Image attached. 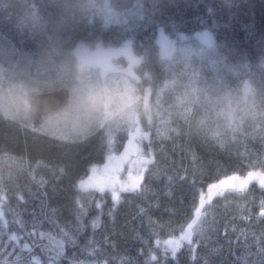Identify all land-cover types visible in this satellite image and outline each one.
Here are the masks:
<instances>
[{
    "label": "trees",
    "instance_id": "16d2710c",
    "mask_svg": "<svg viewBox=\"0 0 264 264\" xmlns=\"http://www.w3.org/2000/svg\"><path fill=\"white\" fill-rule=\"evenodd\" d=\"M138 2L131 12L130 0H72L71 8L66 0H0V100L13 75L16 84L26 85L32 104L18 119L0 101V196L9 222L0 230V261L25 245L46 261L39 246L48 241L40 234L65 228L76 244L66 246L61 264H145L149 248L159 264H264V187L257 182L205 203V232L194 235V253L185 244L176 259L165 258L162 247L195 217L210 184L264 173V0ZM56 26L66 46L56 41ZM161 29L177 48L169 59L160 54ZM204 33L211 44L198 37ZM181 36L191 40L190 57L178 50ZM127 42L141 59L137 74L149 88L135 112L149 135L145 151L153 161L142 190L121 194L114 205L110 193L83 192L78 184L123 151L131 121H104L105 99L92 87L85 103L99 124L95 133L62 140L40 129L88 79L66 47ZM18 54L25 73L12 68ZM58 90L67 93L64 108L34 125V97ZM96 217L101 223L93 230Z\"/></svg>",
    "mask_w": 264,
    "mask_h": 264
},
{
    "label": "rangeland",
    "instance_id": "374dc122",
    "mask_svg": "<svg viewBox=\"0 0 264 264\" xmlns=\"http://www.w3.org/2000/svg\"><path fill=\"white\" fill-rule=\"evenodd\" d=\"M130 1L132 4L131 12L134 10L136 11L139 5L138 0ZM107 4H109V0H107ZM107 9H109L108 6ZM38 12L39 14L44 13V7H38ZM53 29L54 33L57 31L55 33L57 38L56 41L60 45L66 46L67 40L65 36L59 32V27L56 26ZM58 33H60V35H58ZM198 37L209 44L213 42L212 37L206 33L198 35ZM180 38L179 52L182 56L190 57L193 52L190 38L187 36H181ZM170 40L171 39H169L162 29L159 30L158 43L160 54L162 57L168 59L171 58L177 50L175 44ZM66 50L73 53L80 71L87 74L88 79L82 81L79 86L73 89L72 98L70 100L71 105L69 101L68 106L56 118L49 119L41 127L40 131L46 132V134L51 137L62 140H84L90 134L95 133L99 124L93 123L95 120L93 117L95 115L91 111V108L85 103V91L92 87H97L101 97L105 99V110L102 113V117L104 116L103 120L107 121L108 119H112L113 116H116L117 118L131 121L125 146L135 142L146 154L144 142L148 141L149 135L146 133L144 127H142V120L140 119V114L135 112V106L140 104L141 98L147 100L149 88L147 85H143L145 83L142 84V80L137 74V69L141 65V59L134 55L131 43L127 42L121 47H107L101 44L96 47L78 45L72 49L66 47ZM22 58V55L18 54V58L12 68L16 72L25 73L26 63L20 64ZM121 58L125 59L127 68H122L120 64L118 65L112 62L113 60H119ZM15 81L17 80L13 75L9 76L7 82L8 90L0 101H5L2 103V106L6 112H9V116L21 119L29 113L32 104L28 99V89L26 85L21 80L17 84ZM106 87L111 90L113 95H109L108 91H106ZM247 87H249V84H247ZM81 110L86 112V116L76 115V113ZM123 152L124 149L116 156L122 155ZM104 165L97 168H102ZM125 167L128 168L131 167V165H125ZM90 175L91 171L83 180L88 179ZM122 176L124 179H127V172H122ZM237 178L239 180H245L248 177ZM225 180H230V178ZM231 182L237 183L236 180ZM253 182L259 183V180L255 178L249 180L246 187L250 186ZM225 190L231 189L226 188L224 191ZM207 194L205 198H207Z\"/></svg>",
    "mask_w": 264,
    "mask_h": 264
},
{
    "label": "snow or ice",
    "instance_id": "6c2138e0",
    "mask_svg": "<svg viewBox=\"0 0 264 264\" xmlns=\"http://www.w3.org/2000/svg\"><path fill=\"white\" fill-rule=\"evenodd\" d=\"M152 162V157L146 155L137 143L132 142L125 146L122 155H109L107 163L102 168L93 167L91 175L86 180H81L78 188L83 192L95 191L99 193H111L113 204H118L123 193H137L142 190V181L144 179V172L146 166ZM125 165H131L126 168ZM127 172V179H124L122 172ZM258 179L262 187H264V173H249L248 178L239 180L237 177H232L230 180H221L219 183H213L208 186L207 198L203 194L200 196V207L195 211V217L187 224L185 228L180 227L179 237L172 238L163 242V252L165 258L170 254L173 259H176L177 253L182 246L188 245L189 250L195 252V245L193 241L194 235L202 236L205 232V213L201 211L207 201H211L213 196L224 195V189L228 188L236 192H243L251 179ZM236 180L237 183L231 181ZM81 207V205H78ZM99 208L100 205L98 204ZM264 207V201H262ZM111 214V212L109 213ZM15 223L23 225V221L14 220ZM8 221L5 219V211L3 207V197L0 196V230L8 227ZM100 218L96 217L92 220V228L95 230L100 226ZM42 239H47V244H41L39 247L43 253L48 256L46 261H42L33 249L25 245L19 253H9L11 259L0 261V264H61V259L65 257V248L68 245H75L76 238L71 230L61 228L57 235L51 233H41ZM11 240H17L15 235L10 236ZM157 247H161V242L156 241ZM152 249L149 248L147 253L148 259L145 264H159L156 255L152 254ZM96 249H88L89 255H95ZM69 264H89L86 261H76L72 259ZM91 264H101L100 261H93ZM103 264H107L104 261Z\"/></svg>",
    "mask_w": 264,
    "mask_h": 264
},
{
    "label": "water",
    "instance_id": "95a60500",
    "mask_svg": "<svg viewBox=\"0 0 264 264\" xmlns=\"http://www.w3.org/2000/svg\"><path fill=\"white\" fill-rule=\"evenodd\" d=\"M114 64H121L122 68H127V63L123 58L119 60H113ZM67 95L64 90H58L45 94H38L34 97L35 115L34 125L40 123V121L49 116L50 114L59 111L66 102Z\"/></svg>",
    "mask_w": 264,
    "mask_h": 264
},
{
    "label": "clouds",
    "instance_id": "9594fccd",
    "mask_svg": "<svg viewBox=\"0 0 264 264\" xmlns=\"http://www.w3.org/2000/svg\"><path fill=\"white\" fill-rule=\"evenodd\" d=\"M66 3H67V4L70 6V8H71L72 0H66ZM106 91H108L109 95H113V94L111 93V90L108 89L107 87H106ZM70 105H71V101H70ZM70 114H71V113H70ZM76 115H79V116H86V112L83 111V110H81L80 112L76 113Z\"/></svg>",
    "mask_w": 264,
    "mask_h": 264
}]
</instances>
